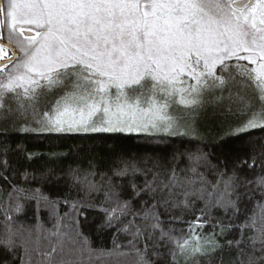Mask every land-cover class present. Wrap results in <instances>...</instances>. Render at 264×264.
Segmentation results:
<instances>
[{
	"label": "snow or ice",
	"instance_id": "6c2138e0",
	"mask_svg": "<svg viewBox=\"0 0 264 264\" xmlns=\"http://www.w3.org/2000/svg\"><path fill=\"white\" fill-rule=\"evenodd\" d=\"M0 264H264V0H0Z\"/></svg>",
	"mask_w": 264,
	"mask_h": 264
},
{
	"label": "trees",
	"instance_id": "16d2710c",
	"mask_svg": "<svg viewBox=\"0 0 264 264\" xmlns=\"http://www.w3.org/2000/svg\"><path fill=\"white\" fill-rule=\"evenodd\" d=\"M23 142V141H22ZM49 141H45L44 143H40L36 140H28L27 144L29 145V150L33 152H61L67 151L69 146L75 145L77 141L73 140H66V141H55L51 142L52 146L49 147ZM96 143H100L96 141ZM141 142H138L133 139H113L107 142L108 147H114L117 151L129 152V151H136L140 149ZM89 146H91L89 144ZM242 146L241 142L239 141H232L227 145L221 146L217 149V154L220 153H230L237 151ZM39 163H44L43 160L39 161Z\"/></svg>",
	"mask_w": 264,
	"mask_h": 264
}]
</instances>
